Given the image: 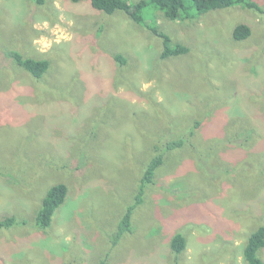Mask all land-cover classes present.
Returning <instances> with one entry per match:
<instances>
[{
    "label": "rangeland",
    "instance_id": "374dc122",
    "mask_svg": "<svg viewBox=\"0 0 264 264\" xmlns=\"http://www.w3.org/2000/svg\"><path fill=\"white\" fill-rule=\"evenodd\" d=\"M253 1L263 12L146 11V25L189 48L161 60L162 39L124 13L0 0V217L19 222L0 229V264H244L247 237L264 226V0ZM241 23L252 35L235 42ZM12 51L47 60V73L34 79ZM194 121L198 143L167 160L113 246L151 141ZM58 183L66 201L41 231L35 215ZM176 233L187 241L178 256Z\"/></svg>",
    "mask_w": 264,
    "mask_h": 264
},
{
    "label": "trees",
    "instance_id": "16d2710c",
    "mask_svg": "<svg viewBox=\"0 0 264 264\" xmlns=\"http://www.w3.org/2000/svg\"><path fill=\"white\" fill-rule=\"evenodd\" d=\"M37 6H43L46 0H32ZM72 3L87 2L91 8L103 12L106 15H113L116 12L124 13L134 23L146 26L147 29L157 37L162 39L163 50L160 54L161 60H166L173 57L184 56L189 53V48L179 44H171L170 37L160 31L152 18L150 25L145 24V12L151 10L160 11L164 17L170 21L178 19L188 20L194 19L201 15L213 11L226 10L235 6H240L245 9H252L257 12H263L262 9L253 0H137L129 2L128 0H70ZM145 18V20H144ZM252 35L250 26L241 23L238 24L232 32V39L235 42H243ZM8 58L15 64L20 66L25 72L29 73L34 79H41L49 69L47 60H38L34 58L24 57L19 52L7 53ZM115 62L122 66L125 64V59L121 55L113 56ZM200 121H194L192 126L184 132L183 136L178 138L170 137L166 140L162 135L151 143H154L151 156L142 164V171L139 175V182L132 195V200L126 206L123 216L120 218L116 230L110 235V242L113 246L124 237L132 233V216L136 208L142 205L146 196L148 187L155 184L157 173L167 164L168 159H173L177 154L188 150L189 147H195V142L198 143ZM178 134V133H177ZM236 136L232 138L235 140ZM68 195V187L63 183H58L51 186L35 215V226L41 231H45L50 227L53 216L56 211L65 203ZM19 222L13 216L0 217V229H8ZM186 238L181 233H176L170 241V248L173 254L179 255L186 248ZM264 249V226H258L247 237L246 243L242 251L244 264H264L259 257V252ZM105 264V261L102 262Z\"/></svg>",
    "mask_w": 264,
    "mask_h": 264
}]
</instances>
